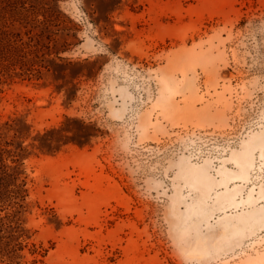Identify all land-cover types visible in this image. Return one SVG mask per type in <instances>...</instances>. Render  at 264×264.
<instances>
[{
  "label": "rangeland",
  "instance_id": "obj_1",
  "mask_svg": "<svg viewBox=\"0 0 264 264\" xmlns=\"http://www.w3.org/2000/svg\"><path fill=\"white\" fill-rule=\"evenodd\" d=\"M6 142L18 264H264V0H0Z\"/></svg>",
  "mask_w": 264,
  "mask_h": 264
},
{
  "label": "trees",
  "instance_id": "obj_2",
  "mask_svg": "<svg viewBox=\"0 0 264 264\" xmlns=\"http://www.w3.org/2000/svg\"><path fill=\"white\" fill-rule=\"evenodd\" d=\"M9 124V128H14ZM11 143L0 144V260L20 263L33 235L25 217L28 189L22 162ZM11 160V163L8 162ZM32 253H37L32 242Z\"/></svg>",
  "mask_w": 264,
  "mask_h": 264
},
{
  "label": "bare ground",
  "instance_id": "obj_3",
  "mask_svg": "<svg viewBox=\"0 0 264 264\" xmlns=\"http://www.w3.org/2000/svg\"><path fill=\"white\" fill-rule=\"evenodd\" d=\"M190 251V254H194L195 252H200L201 254H205L207 251L206 250H201V249H199L197 246H195L194 248H192V249H189Z\"/></svg>",
  "mask_w": 264,
  "mask_h": 264
}]
</instances>
